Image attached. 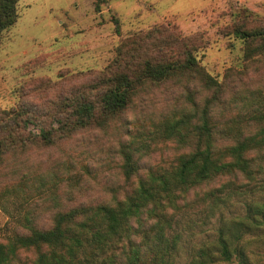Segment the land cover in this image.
<instances>
[{"label": "trees", "instance_id": "obj_1", "mask_svg": "<svg viewBox=\"0 0 264 264\" xmlns=\"http://www.w3.org/2000/svg\"><path fill=\"white\" fill-rule=\"evenodd\" d=\"M18 2L0 0V39L18 19ZM242 18L226 37L241 45L243 64H264V25ZM197 53L190 37L156 26L120 42L111 64L87 88L94 96L71 94L38 135L26 134L30 121L22 112L0 110V170L35 141L49 147L79 132L107 131L113 122L126 136L114 164L122 183L97 204L78 201L89 171L85 165L86 176L73 172V160L35 181L11 171L0 208L9 199L17 208L0 241V264H172L178 217L199 206L215 211L231 198L264 195V92L242 82L249 67L228 70L221 81ZM160 88L178 91L180 100L167 113L129 121L135 101ZM168 145L176 153L167 159ZM157 152L164 159L150 162ZM247 208L246 218L257 225L264 203ZM250 222L232 221L227 237L220 231L217 243L200 248L187 264L231 263L233 255L236 264H249L234 243Z\"/></svg>", "mask_w": 264, "mask_h": 264}, {"label": "rangeland", "instance_id": "obj_2", "mask_svg": "<svg viewBox=\"0 0 264 264\" xmlns=\"http://www.w3.org/2000/svg\"><path fill=\"white\" fill-rule=\"evenodd\" d=\"M17 11L15 25L0 39V110L26 115L30 121L26 134L38 135L41 127L48 128L52 115L59 113L58 105L71 94L86 92L93 97L94 92L87 88L111 64L117 45L156 26L196 41L199 63L216 79L224 81L228 70L237 73L249 67L243 72L242 82L250 91L264 92L263 62L243 64L241 45L226 37L228 27L245 15H249L250 25H264V0H19ZM178 100V91L156 89L135 101L127 119L133 123L139 115L167 113ZM118 128L120 124L113 122L107 131L79 132L49 147L33 142L20 156H10L11 160L5 162L0 170V190L11 183L12 170L20 173L18 177L26 173L35 181L70 159L74 162L72 171L79 176H86L82 166H88L89 171L78 201H105L122 183L114 164L119 159L118 144L126 136ZM168 147L163 155L167 159L176 153ZM163 157L154 153L150 162ZM8 201L4 209L0 208V241L17 208ZM263 203L264 195H245L231 198L230 204L219 210L210 211L203 205L181 215L171 232L180 238L179 251L171 263L187 264L198 256L200 248L206 250L217 243L220 231L227 237L232 221L243 218L249 223L248 206ZM257 219V225L250 222V228H241L234 243L242 248L249 264H264V217ZM237 261L233 255L231 263L213 264Z\"/></svg>", "mask_w": 264, "mask_h": 264}]
</instances>
